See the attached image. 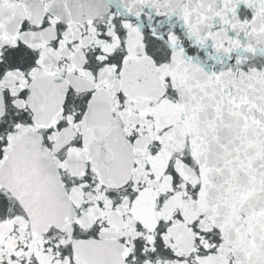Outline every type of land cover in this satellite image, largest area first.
Returning a JSON list of instances; mask_svg holds the SVG:
<instances>
[{
  "label": "snow or ice",
  "instance_id": "6c2138e0",
  "mask_svg": "<svg viewBox=\"0 0 264 264\" xmlns=\"http://www.w3.org/2000/svg\"><path fill=\"white\" fill-rule=\"evenodd\" d=\"M0 264H264V0H0Z\"/></svg>",
  "mask_w": 264,
  "mask_h": 264
}]
</instances>
